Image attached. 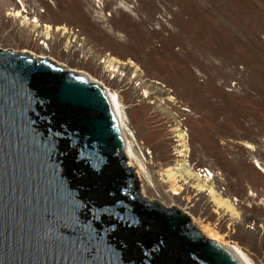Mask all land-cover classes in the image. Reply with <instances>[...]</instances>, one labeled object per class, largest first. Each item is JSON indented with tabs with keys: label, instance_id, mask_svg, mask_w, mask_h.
<instances>
[{
	"label": "rangeland",
	"instance_id": "374dc122",
	"mask_svg": "<svg viewBox=\"0 0 264 264\" xmlns=\"http://www.w3.org/2000/svg\"><path fill=\"white\" fill-rule=\"evenodd\" d=\"M0 49L116 91L140 195L264 264V0H0Z\"/></svg>",
	"mask_w": 264,
	"mask_h": 264
},
{
	"label": "water",
	"instance_id": "95a60500",
	"mask_svg": "<svg viewBox=\"0 0 264 264\" xmlns=\"http://www.w3.org/2000/svg\"><path fill=\"white\" fill-rule=\"evenodd\" d=\"M128 158L104 86L0 49V264H244Z\"/></svg>",
	"mask_w": 264,
	"mask_h": 264
},
{
	"label": "bare ground",
	"instance_id": "6f19581e",
	"mask_svg": "<svg viewBox=\"0 0 264 264\" xmlns=\"http://www.w3.org/2000/svg\"><path fill=\"white\" fill-rule=\"evenodd\" d=\"M107 61H109V63L111 62L110 59H108ZM115 63V62H114ZM114 63L112 64L111 67H113ZM93 81H95L93 78H92ZM97 82V81H95ZM108 91V94L111 96V99H112V102L114 104V107H115V110L116 112H118V115H119V118H120V127L122 129V132H123V138H124V142H125V146H126V151L128 153V156L132 157L134 155L132 149H131V146L129 145V137L126 133V130L123 128L122 126V123H123V113L122 112V105H121V102H120V99H119V95L117 94L116 91L112 90V89H109L107 88L106 89ZM130 163V162H128ZM138 173V171H137ZM207 175H209L210 177L212 176V171L210 172L209 170L207 171ZM211 192V191H210ZM215 193V192H214ZM218 200V203L221 204V205H227L228 207H230V203L228 199L224 198V197H219L217 198ZM205 230H207L205 228ZM210 233V232H208ZM215 235V234H214ZM211 239H217V237L213 236L212 235V232L209 236ZM224 246H227L229 248H231L233 250V252L236 254V256L240 259L241 262H243L244 264H252V262H250V260L248 259V257L245 256V254L240 250V248H238L237 246H233V245H226V244H223Z\"/></svg>",
	"mask_w": 264,
	"mask_h": 264
},
{
	"label": "built area",
	"instance_id": "2783aa9c",
	"mask_svg": "<svg viewBox=\"0 0 264 264\" xmlns=\"http://www.w3.org/2000/svg\"><path fill=\"white\" fill-rule=\"evenodd\" d=\"M122 126H123L124 128H126V129H128V127H127V124H126V122H125V120H124V119H123ZM204 172H206V171H204V170H203V174H204V175H207V174H206V173H204Z\"/></svg>",
	"mask_w": 264,
	"mask_h": 264
}]
</instances>
